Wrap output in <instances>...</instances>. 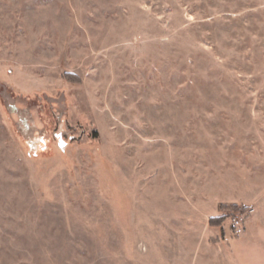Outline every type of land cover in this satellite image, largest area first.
<instances>
[{"label":"rangeland","instance_id":"374dc122","mask_svg":"<svg viewBox=\"0 0 264 264\" xmlns=\"http://www.w3.org/2000/svg\"><path fill=\"white\" fill-rule=\"evenodd\" d=\"M0 264H264V0H0Z\"/></svg>","mask_w":264,"mask_h":264},{"label":"built area","instance_id":"2783aa9c","mask_svg":"<svg viewBox=\"0 0 264 264\" xmlns=\"http://www.w3.org/2000/svg\"><path fill=\"white\" fill-rule=\"evenodd\" d=\"M254 211L253 206H248L243 212H234L229 217L230 228L235 235H241L246 229L248 216Z\"/></svg>","mask_w":264,"mask_h":264}]
</instances>
